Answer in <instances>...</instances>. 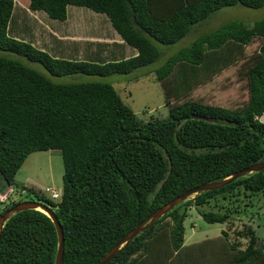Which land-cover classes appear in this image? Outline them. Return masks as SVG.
<instances>
[{"label":"trees","instance_id":"obj_1","mask_svg":"<svg viewBox=\"0 0 264 264\" xmlns=\"http://www.w3.org/2000/svg\"><path fill=\"white\" fill-rule=\"evenodd\" d=\"M14 5L15 0H0V193L14 188L8 201H0L6 204L0 216L26 200L12 195L27 190L14 183L28 156L60 151L61 197L27 192L53 206L65 234L64 264H98L176 196L264 159V19L252 26L230 20L170 54L155 70L170 108L163 120L141 119L111 83L57 82L23 59L40 63L53 76L131 74L164 56L214 13L235 5L261 8L264 0H28L30 9L57 20L67 19L69 5L106 14L138 54L105 63L54 57L10 37ZM256 41L259 47L248 53ZM239 63L248 89L245 104L233 108L189 98L196 87ZM263 195L264 170L198 194L138 235L109 264H264V242L250 224L235 230L234 240L223 231L185 243L191 207L208 223H227L243 212L242 201L246 211L247 201ZM57 248L52 219L37 209L24 210L4 227L0 264H55Z\"/></svg>","mask_w":264,"mask_h":264},{"label":"rangeland","instance_id":"obj_2","mask_svg":"<svg viewBox=\"0 0 264 264\" xmlns=\"http://www.w3.org/2000/svg\"><path fill=\"white\" fill-rule=\"evenodd\" d=\"M68 7L69 14H72L73 20L76 19L75 13L78 12L76 9H80L81 11H79V13L81 12V17L79 18L81 20L79 26L81 24L83 31L89 37H103V42L94 44L89 43L86 54H84L85 57L73 53V55H69L70 57L66 55V59L105 63V57L109 54L117 58L120 53L126 52L124 49L125 45L119 40L114 39V33L116 32L106 14L95 12L87 7L75 5H69ZM233 19L243 20L248 26L253 25L256 21L264 19V6L261 8H250L244 5H235L223 8L213 14L210 19L208 18L195 25L193 30L180 42L173 45V48L171 47L172 49L168 50L164 56H161L154 63L140 68L131 74H113L109 76L86 74L53 76L40 63L31 62L25 58L23 59L27 64L33 66L57 82L103 81L111 83L119 90L125 103L130 106L141 119L145 121L152 119L163 120L169 117L170 108L165 103V91L162 83L157 80L156 68L161 66L166 58L178 48L190 45L199 35L214 30L223 23ZM80 41L81 43L84 42L83 39H80ZM166 47L168 46L163 45V49ZM258 47L259 41H256L247 48V52L252 53ZM117 60L118 59H113L110 61ZM240 65L239 63L228 67L221 74L215 76L210 82L196 87L189 95V98L205 104L233 108L245 104L248 100V89L246 80L242 79L238 72ZM260 119L264 121V114ZM63 175L64 162L61 152L58 150L39 151L28 156L25 163L18 171L14 184L19 190H21L22 187H26L27 190L32 189L35 192L42 193L46 197L51 198L50 192L45 191V188L50 186L62 191ZM13 189L14 188H11V190ZM11 190L0 193V201H8ZM27 190L23 191L22 194L15 192L12 196L16 200L36 198L35 195H29ZM247 203H250V209L245 211V202L242 201L238 206V210L243 212L239 214V217L231 216L227 223H208L202 218L195 207H191L185 221L186 243L216 236L222 229L230 233L231 238L234 240L236 238L235 230L243 229L246 224L253 225L259 236V241L263 243L264 195L252 202L247 201ZM4 205L6 204L2 203L0 205V210ZM192 231H195L196 235L193 238ZM242 239L247 243L245 237Z\"/></svg>","mask_w":264,"mask_h":264},{"label":"crops","instance_id":"obj_3","mask_svg":"<svg viewBox=\"0 0 264 264\" xmlns=\"http://www.w3.org/2000/svg\"><path fill=\"white\" fill-rule=\"evenodd\" d=\"M76 10L78 12L74 11L77 12L75 13V20H73L72 14H69V11L66 20H57L51 18L47 12L43 10L30 9L28 7V0H15L13 14L8 24V35L12 38L26 41L39 49L47 51L55 57L65 58L66 55H73V53L80 54L85 57L84 54H86L89 43H102L103 37H89L83 31L81 24L79 26V22L81 20L79 18L81 17V12L79 13V11L81 10ZM115 32L114 39L119 40L123 45H125L124 49L126 52L124 51V53H120L117 58L109 54L105 57V61L109 62L113 59H118L117 61H119V59L123 60V58L127 59L136 56L138 54V50L129 45L116 30ZM80 39H83L84 42L81 43ZM224 230L222 229L218 235L222 234ZM192 232L193 238L196 235L195 231Z\"/></svg>","mask_w":264,"mask_h":264},{"label":"water","instance_id":"obj_4","mask_svg":"<svg viewBox=\"0 0 264 264\" xmlns=\"http://www.w3.org/2000/svg\"><path fill=\"white\" fill-rule=\"evenodd\" d=\"M206 120L212 121L216 118L210 117H202ZM264 170V159L248 166L242 168L238 171H235L225 178L214 180V181H207L203 184L197 185L192 187L191 189L181 193L180 195L176 196L168 203L164 204L163 206L159 207L157 210L152 212L147 218L141 221L135 228H133L125 237H123L108 253L104 255V257L99 261L98 264H109L112 260L116 258L117 255L121 253L123 248L129 245L138 235L142 234L146 229L151 227L154 223L164 217L167 213L174 210L176 207L181 205L182 203L186 202L194 198L198 194H202L208 192L213 189H217L228 185L240 178L246 177L252 173H258ZM12 187L9 188L11 190ZM8 190V191H9ZM28 209H37L44 213H46L53 221L57 234H58V248L57 254L55 258V264H64V254H65V234L63 226L54 212L53 206L42 202L38 199H27L21 201L11 207L10 209L6 210L0 216V238L3 233L4 227L6 223L16 214L21 211L28 210Z\"/></svg>","mask_w":264,"mask_h":264},{"label":"built area","instance_id":"obj_5","mask_svg":"<svg viewBox=\"0 0 264 264\" xmlns=\"http://www.w3.org/2000/svg\"><path fill=\"white\" fill-rule=\"evenodd\" d=\"M45 191L50 192L51 198L57 200L61 197V191L59 189H56L54 187H46Z\"/></svg>","mask_w":264,"mask_h":264}]
</instances>
